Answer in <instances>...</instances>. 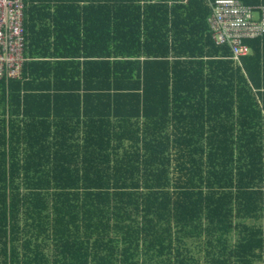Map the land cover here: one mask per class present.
I'll return each mask as SVG.
<instances>
[{
	"label": "trees",
	"instance_id": "trees-1",
	"mask_svg": "<svg viewBox=\"0 0 264 264\" xmlns=\"http://www.w3.org/2000/svg\"><path fill=\"white\" fill-rule=\"evenodd\" d=\"M211 12L25 0L21 75L0 79V264H264V37L235 61Z\"/></svg>",
	"mask_w": 264,
	"mask_h": 264
},
{
	"label": "built area",
	"instance_id": "built-area-1",
	"mask_svg": "<svg viewBox=\"0 0 264 264\" xmlns=\"http://www.w3.org/2000/svg\"><path fill=\"white\" fill-rule=\"evenodd\" d=\"M211 7L208 24L219 44L228 42L235 61L251 53L245 42L264 36V6L238 0H207ZM259 18H255V14ZM25 0H0V78H17L25 62Z\"/></svg>",
	"mask_w": 264,
	"mask_h": 264
},
{
	"label": "crops",
	"instance_id": "crops-1",
	"mask_svg": "<svg viewBox=\"0 0 264 264\" xmlns=\"http://www.w3.org/2000/svg\"><path fill=\"white\" fill-rule=\"evenodd\" d=\"M238 1H239V0H238ZM240 2H241V1H240ZM241 3H242V2H241ZM243 4H244V3H243ZM255 16L257 17L256 19L259 18V14L256 13ZM262 37H264V36H261V38H262ZM259 38H260V37H259ZM251 53H252V49H251ZM251 53H250V54H251ZM250 54H249V55H250ZM46 106H47V104H41L42 112H44Z\"/></svg>",
	"mask_w": 264,
	"mask_h": 264
},
{
	"label": "rangeland",
	"instance_id": "rangeland-1",
	"mask_svg": "<svg viewBox=\"0 0 264 264\" xmlns=\"http://www.w3.org/2000/svg\"><path fill=\"white\" fill-rule=\"evenodd\" d=\"M255 18H257V17L255 16Z\"/></svg>",
	"mask_w": 264,
	"mask_h": 264
},
{
	"label": "bare ground",
	"instance_id": "bare-ground-1",
	"mask_svg": "<svg viewBox=\"0 0 264 264\" xmlns=\"http://www.w3.org/2000/svg\"><path fill=\"white\" fill-rule=\"evenodd\" d=\"M0 79H2V78H0Z\"/></svg>",
	"mask_w": 264,
	"mask_h": 264
}]
</instances>
